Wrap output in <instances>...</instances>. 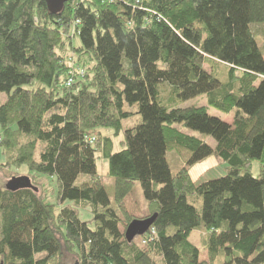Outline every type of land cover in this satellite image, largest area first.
Wrapping results in <instances>:
<instances>
[{
	"label": "trees",
	"instance_id": "obj_1",
	"mask_svg": "<svg viewBox=\"0 0 264 264\" xmlns=\"http://www.w3.org/2000/svg\"><path fill=\"white\" fill-rule=\"evenodd\" d=\"M263 28L264 0H69L56 15L44 0H0V149L4 168L28 173L0 187V264H264ZM199 97L205 106H175ZM101 129L122 133L120 151ZM179 150L172 174L166 156ZM210 157L225 175L193 182ZM33 176L54 180L55 204ZM136 184L141 218L125 205Z\"/></svg>",
	"mask_w": 264,
	"mask_h": 264
},
{
	"label": "rangeland",
	"instance_id": "obj_2",
	"mask_svg": "<svg viewBox=\"0 0 264 264\" xmlns=\"http://www.w3.org/2000/svg\"><path fill=\"white\" fill-rule=\"evenodd\" d=\"M253 28V27H252ZM261 43L259 45L262 47L264 44V28H263V36L260 37ZM73 44L76 46L78 45V40H74ZM73 58V57H72ZM74 61V59H72ZM204 68L209 71L211 68L209 65L204 64ZM164 91H162V96L166 97L169 93V88L164 87ZM205 97H199L195 98L186 102H179L176 103L175 106L181 107V108H187L191 106H205L206 101ZM6 101V97L3 94H0V105H2ZM126 109L128 107L126 106ZM132 112L137 111L136 107H133L131 109ZM210 115L216 116L219 119L223 121H230L231 117L225 116L220 112L214 111L212 109H209L208 112ZM139 122V116L133 115L131 119L124 124L125 127H131L134 126ZM176 128H178L180 131L190 135L195 136L197 138H200L204 143L208 144L211 147L215 146L214 140L207 135H201L199 133L190 131L188 129H185L181 125H175ZM99 132L104 136H111L113 141V149L115 152L120 151L121 149V142L123 140L122 133L119 137H112L113 132L111 130H99ZM27 140L19 141L20 144L25 143ZM167 160L168 164L171 170L172 174H175L183 165H185V158H186V152L184 150H179L176 153L175 152H168L167 153ZM5 165V158L2 157V150L0 149V187L4 188V186H7V184L11 181H13L15 178L18 177V179H21L22 177H27L28 173L25 169H17L14 167H3ZM97 165V172L100 176L103 178L105 177V174L107 173V161L101 158V154H98V160L96 161ZM258 165L256 163L253 164L252 173L254 176L258 173ZM191 178L193 182H202L206 180H211L220 176L225 175V167L215 157H210L203 162L197 164L193 168L189 170ZM31 175V174H30ZM24 179V178H23ZM31 179V178H30ZM17 180V179H15ZM28 180V179H27ZM31 183L32 185L37 187L38 189L42 190L46 201L48 203H56V196L54 195L57 191L55 190V182L52 179L46 178V177H40V176H33ZM26 183V182H25ZM36 185H35V184ZM108 183V181H106ZM110 183V182H109ZM42 194V195H43ZM68 204V203H67ZM125 205L128 206L129 211L133 214L134 217H144L148 215V210L145 206V204L142 201V194L140 190L139 184H136V187L134 188L133 192L128 196L126 199ZM200 207V204L197 205V208ZM83 209V208H82ZM80 209V219L82 221H87L91 218V213L89 212V209ZM201 234L192 233L190 236V241L197 246L200 250V257L199 261H207V254L206 251L203 248L202 244V238ZM219 257H216L214 264H219L218 260Z\"/></svg>",
	"mask_w": 264,
	"mask_h": 264
},
{
	"label": "water",
	"instance_id": "obj_3",
	"mask_svg": "<svg viewBox=\"0 0 264 264\" xmlns=\"http://www.w3.org/2000/svg\"><path fill=\"white\" fill-rule=\"evenodd\" d=\"M69 0H44L45 4H46V8L49 14L51 15H56L58 13H60L64 7V5L68 2ZM28 182L27 179H17L16 181L9 182L8 185L10 187L11 190L15 189V185L14 183H16V185L20 182ZM155 220V216H152L150 218L147 219H143V220H133L126 228L125 230V238L128 241H131L132 239H134L137 236H143L144 234H146V232L148 231V229L151 227V225L153 224Z\"/></svg>",
	"mask_w": 264,
	"mask_h": 264
},
{
	"label": "built area",
	"instance_id": "obj_4",
	"mask_svg": "<svg viewBox=\"0 0 264 264\" xmlns=\"http://www.w3.org/2000/svg\"><path fill=\"white\" fill-rule=\"evenodd\" d=\"M152 235H154V232H152Z\"/></svg>",
	"mask_w": 264,
	"mask_h": 264
},
{
	"label": "crops",
	"instance_id": "obj_5",
	"mask_svg": "<svg viewBox=\"0 0 264 264\" xmlns=\"http://www.w3.org/2000/svg\"><path fill=\"white\" fill-rule=\"evenodd\" d=\"M202 238V237H201Z\"/></svg>",
	"mask_w": 264,
	"mask_h": 264
}]
</instances>
